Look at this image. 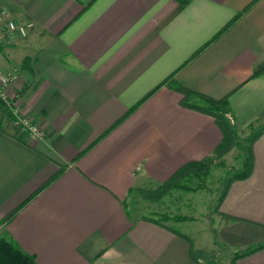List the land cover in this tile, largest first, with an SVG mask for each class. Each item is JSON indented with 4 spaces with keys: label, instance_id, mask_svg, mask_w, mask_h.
<instances>
[{
    "label": "crops",
    "instance_id": "1",
    "mask_svg": "<svg viewBox=\"0 0 264 264\" xmlns=\"http://www.w3.org/2000/svg\"><path fill=\"white\" fill-rule=\"evenodd\" d=\"M0 14L34 23L26 37L0 23V70L43 131L31 139L0 102V239L35 264H195L181 222L129 210L221 142L175 83L226 97L234 130L260 133L251 175L217 209L233 253L264 245V0H0ZM235 264H264V248Z\"/></svg>",
    "mask_w": 264,
    "mask_h": 264
},
{
    "label": "rangeland",
    "instance_id": "2",
    "mask_svg": "<svg viewBox=\"0 0 264 264\" xmlns=\"http://www.w3.org/2000/svg\"><path fill=\"white\" fill-rule=\"evenodd\" d=\"M233 131L234 145L230 151L220 158H215L213 153L200 160L207 163L206 175L187 178L185 184L192 189L191 191L173 190L157 201H148L139 195L136 197L137 202H133V207L129 209L134 215L139 214L149 218L184 217L186 220L181 221V225L174 226L172 223L169 225L191 239L189 242L193 248L192 252L197 258L195 261L199 264H234L232 260L237 254L220 241L218 229L221 219L217 209L227 180L232 174L241 170L243 159L247 155L250 136L240 135L234 128ZM157 186L143 189L154 190Z\"/></svg>",
    "mask_w": 264,
    "mask_h": 264
},
{
    "label": "trees",
    "instance_id": "3",
    "mask_svg": "<svg viewBox=\"0 0 264 264\" xmlns=\"http://www.w3.org/2000/svg\"><path fill=\"white\" fill-rule=\"evenodd\" d=\"M180 6H186L191 0H175ZM252 5V4H251ZM251 5H249L242 13L237 14V16L231 20L227 27L233 24L237 18H239L244 12H246ZM264 71V65L259 67L253 72V77L257 76L261 72ZM173 88L178 91L182 95L181 105L199 112H202L206 115L211 116L214 119L215 124L219 127L222 133L221 142L214 150L215 158H220L224 154L230 151V149L234 145V131L227 117V111L225 109L226 106V97L220 100H214L199 93H193L183 88L179 84L173 83ZM200 99L204 103V107H199L195 105L191 99ZM260 133L251 136L248 143L247 155L243 161L241 170L232 174L230 178L227 180V184L224 190V193L219 198L218 205L223 199L228 186L234 182L239 180L247 179L252 172L253 167V154H252V144L257 139ZM208 171L207 163L204 161L200 162H189L183 165L180 169H178L173 175H171L166 181L159 184L154 190H138L139 195L148 201H157L160 200L163 196H165L168 192L173 190H181V191H191L192 189L185 184L187 178L189 176L201 177L206 175ZM151 222L156 224H161L162 222H166L169 220L173 221H184L186 220L184 217H168V216H160L159 219H149ZM179 235L178 233H176ZM181 238L185 239L184 236L179 235ZM264 245H260L256 248L249 249L243 253L236 254L232 262L235 264L239 258L247 256L257 250L263 249ZM0 264H35L34 258L26 255L21 250H19L13 242L7 241L5 239H0ZM195 264H199L195 261Z\"/></svg>",
    "mask_w": 264,
    "mask_h": 264
},
{
    "label": "built area",
    "instance_id": "4",
    "mask_svg": "<svg viewBox=\"0 0 264 264\" xmlns=\"http://www.w3.org/2000/svg\"><path fill=\"white\" fill-rule=\"evenodd\" d=\"M4 20V16L0 14V23L5 25L7 31L15 32L21 37H26L34 28L33 21L15 23L12 20ZM14 80V77L5 75L0 70V102H2L13 115L14 125L17 128H19L22 132L27 133L33 140L41 139L43 137V131L41 128L32 120L26 117H20L17 110H15L12 104L8 102L7 89Z\"/></svg>",
    "mask_w": 264,
    "mask_h": 264
}]
</instances>
